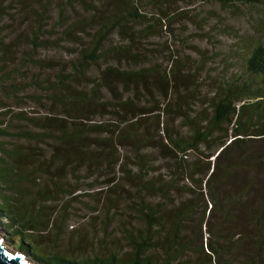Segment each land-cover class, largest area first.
I'll use <instances>...</instances> for the list:
<instances>
[{
    "label": "rangeland",
    "instance_id": "rangeland-1",
    "mask_svg": "<svg viewBox=\"0 0 264 264\" xmlns=\"http://www.w3.org/2000/svg\"><path fill=\"white\" fill-rule=\"evenodd\" d=\"M107 1L112 8L125 2L104 0ZM47 2L48 6L41 7V0H0V126L8 131L6 135H0V162L3 165L10 163L1 148L10 149L16 145L25 148L28 142L21 132L26 129L42 131L25 121L26 117L40 123L48 116L64 117L65 111L53 91L61 73L63 78H67V74L73 76L81 44L61 36L70 23L101 12L98 7L102 5L96 2L98 7L87 10L84 2L65 7L63 0H45V4ZM138 3L147 19L130 22L133 30L154 25L147 36L139 39L135 51L140 54L141 62L133 65L135 69H145L148 86L133 87L126 94L135 100L141 98L144 106L159 104L161 109L122 124L115 141L121 154L117 165L103 159L90 168V172L85 167L81 175L76 176L81 179V189L48 203L49 228L25 232L31 243L29 251L20 248V236L12 235L6 229L7 219L0 216L4 244L19 253L25 251L27 258L38 264L45 263L38 261L36 255H41L43 260L53 255L85 260L116 252L120 259L129 260L136 252L133 240L143 238L154 244L148 256L155 262H163L169 256L173 264H215L209 242L219 228L228 231L239 224L240 215L235 220L220 222L223 213L211 198L214 182L209 185L207 180L214 169V156L205 158L194 150L180 152L170 144L167 135L188 139L194 128H203L201 125L212 120V105L215 99L227 93L226 82L244 84L250 77L244 67L242 52L246 54L254 38L262 37L264 41L263 7L239 2L227 5L216 0H139ZM106 10L103 7L102 13ZM35 26L41 28L38 37L41 47L38 48L32 42ZM81 36L85 42L86 36ZM121 42H125L122 36L114 33L110 43ZM108 65L105 60L92 64L86 76L74 82L91 93L92 86H96L93 80ZM170 75L180 95L178 91H171L166 97L168 84H173L171 80L167 82ZM138 91L141 93L137 94ZM98 94L107 97L110 92L102 88ZM172 109L183 111L184 115L169 114ZM96 119L103 120V117L98 115ZM196 120L203 122L199 124ZM233 126L237 125H224L230 129ZM250 128L264 130V123L254 122ZM220 136L224 138V135H217ZM242 137L247 150L253 151L257 158L262 155L264 158V135ZM44 138L38 146L42 149L54 142ZM216 144H203L201 149L208 154ZM24 163L28 165L29 160ZM106 164L107 170L112 168L117 179L103 185L101 182L111 175V172L98 175ZM32 167H26L28 172H32ZM260 167L249 165L242 171L245 180L248 177L259 180V186L249 189L250 194H246L245 209L255 205L264 188V165ZM91 173L95 174L88 177ZM31 175L32 183L15 182L14 189L21 190L18 194L5 183L6 187H0V197L5 194L18 202L27 201L39 187L34 180V171ZM94 176L98 178L97 184L90 187L87 182ZM15 178V174L11 175V179ZM76 179L71 180L68 174L63 184L67 182L72 187L71 183ZM226 180L216 187L221 200L232 189L229 185L239 181L237 176ZM140 206L153 208L159 223L150 225ZM246 225H251L248 217ZM244 236H239L240 253L249 248ZM50 261V264L58 263L53 258Z\"/></svg>",
    "mask_w": 264,
    "mask_h": 264
},
{
    "label": "trees",
    "instance_id": "trees-1",
    "mask_svg": "<svg viewBox=\"0 0 264 264\" xmlns=\"http://www.w3.org/2000/svg\"><path fill=\"white\" fill-rule=\"evenodd\" d=\"M63 1L64 7L67 4L73 6L76 3L84 2L87 5V10L98 7L97 3H99L98 5L102 4L98 7L101 12L70 23L61 36L81 44L74 62L73 76L67 74V78H63L61 73L53 91L55 99L62 105L65 115L64 117L48 116L42 123L35 118L26 117L25 121L32 126L41 128L42 131L23 130L21 135L28 142L25 148L24 146L20 148V145L10 149L1 148L4 157L9 160L10 164L3 165L2 161L0 162V187L9 185L8 188L18 194L21 190L19 192L14 189L15 182L25 180L32 183L31 173L33 171L34 180L39 185L35 189V193L24 202L10 199L5 194L0 197V216L7 219L6 229L10 230L12 235L20 236V248L27 251L30 250L31 243L27 241L25 232L49 228L51 217L46 215L48 203L58 201L63 195H71L81 189L79 184L81 179H76V176L81 175L85 167L86 171L90 172L89 169L96 167L103 162V159H107L114 165L121 161V154L115 141L122 124L137 116L161 109L159 104L150 107L144 106L141 98L135 100L134 97L126 94L133 87L140 89L148 86L145 69L133 68L135 63L141 62L140 54L135 51L139 39L147 36L154 27L149 24L142 29L133 30L129 24L147 19V14L139 6V0H125L126 3L121 1L117 7L113 8L109 5V1L104 2V0ZM216 1L227 5L237 2L245 5L255 4L263 7L264 10V0ZM40 6L46 7L48 2L45 4V0H41ZM103 7H106L107 10L112 9V12H106V10L103 14ZM90 28L93 30L90 31ZM40 29L38 26L32 29V42L37 48L41 47V42L38 41ZM114 33H119L125 42L111 44L110 40ZM81 35L86 36L85 42H82L84 38H81ZM251 44L252 46L246 54L242 52L245 59L244 67L250 77L245 80L244 84H236L234 81L226 82L227 93L215 99L212 105V120L201 125L203 128L200 126L194 128L193 134L188 139L174 134L167 135L170 144L180 152L186 153L189 150H194L205 158L214 156V169L207 181L209 185L214 182L211 187V198L216 208L223 213V219L220 222L229 219L235 220L238 215L241 216L239 224H235L228 231L219 228L215 238L209 242L208 247L214 256L215 264H264V223H262L264 221V188L256 198L255 205H249L245 209L246 194H250L249 189L259 186V180L255 181L249 177L245 180L246 178L242 176L245 166L252 167L257 164L262 167L264 165L263 155L257 158L254 152L247 150L242 142L243 135H264V130L254 131L250 128L254 122L264 123V41L262 37L254 38ZM101 60H105L109 65L102 68L96 80H93L96 86H92V92L79 88L77 86L79 83L76 82L86 76V71L92 64ZM164 75L168 77V74ZM170 77L171 75L168 80L166 79L167 82L171 80ZM253 82L257 84H252ZM102 88H106L110 92L109 96L97 95V92ZM171 91H178L180 95L175 81L173 84H168L166 97L170 95ZM138 93L141 92L138 91ZM245 99H249V101H244ZM171 113H176L177 117L184 115V112L178 109H172L169 114ZM98 115L102 116L103 120L96 119ZM106 115L108 118H105ZM196 122L200 124L203 120H196ZM230 124L237 126H233L232 129L224 127V125ZM7 133V129L0 126V135ZM217 135H224V138L220 136L219 139ZM44 136L54 142L47 144V147L44 146L42 149L38 146L45 139ZM211 142L217 143L216 148L205 154L201 147L203 144L207 145ZM24 160H29L28 165L24 163ZM27 166H33L32 172H28ZM53 166L55 169H52ZM107 167L108 164L103 170H99L98 175L111 172L112 168L107 170ZM218 173H220L219 176ZM14 174L16 178L13 180L11 175ZM68 174L71 175V180L76 179L75 183H71L72 187H69L67 182L63 184L64 178ZM94 174H88V177ZM235 176L239 179L238 183L233 181L229 185L233 190L228 188L230 189L229 194L223 200L219 199L216 187L223 185L227 181V177L232 179ZM96 179L98 178L94 176L87 184L90 187H95ZM116 179V173L111 172V175L101 183L103 185L112 184ZM140 209L150 225L159 223L153 208L140 206ZM226 210L228 212L224 213ZM247 217L251 223L249 226H245ZM242 226L245 228L243 229ZM242 235H245L243 238L246 239L249 248L240 253L241 248L238 246V241L241 240L239 236ZM133 243L136 246V252L129 260L120 259L116 252L105 257L96 256L85 260L68 259L60 255L48 256L51 257L48 260H43L41 255H36V259L45 264H50L52 258L57 260V264H173L169 256L163 262H155L148 256L149 250L154 247L149 239L133 240Z\"/></svg>",
    "mask_w": 264,
    "mask_h": 264
},
{
    "label": "water",
    "instance_id": "water-1",
    "mask_svg": "<svg viewBox=\"0 0 264 264\" xmlns=\"http://www.w3.org/2000/svg\"><path fill=\"white\" fill-rule=\"evenodd\" d=\"M4 241V236L0 234V264H38L27 258L25 251H14Z\"/></svg>",
    "mask_w": 264,
    "mask_h": 264
}]
</instances>
